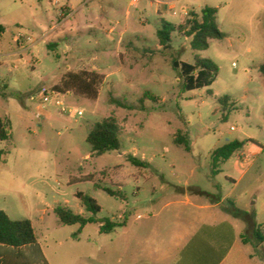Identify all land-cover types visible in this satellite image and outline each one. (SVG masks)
<instances>
[{
	"label": "rangeland",
	"instance_id": "1",
	"mask_svg": "<svg viewBox=\"0 0 264 264\" xmlns=\"http://www.w3.org/2000/svg\"><path fill=\"white\" fill-rule=\"evenodd\" d=\"M72 1L84 7L68 18V0H0V115L11 135L0 141V211L32 222L50 264H156L167 221L194 218L190 203L221 202L216 210L227 213L234 200L258 211L264 226V0ZM206 8L217 9L222 40L197 53L176 30L169 47L161 45L163 24L184 25L191 12L201 20ZM197 57L218 66L217 79L183 92L173 61L194 64ZM79 71L104 77L97 100L66 97L67 110L82 116L31 98ZM223 97L233 103L226 110ZM111 118L121 148L94 155L87 137ZM179 133L188 150L176 144ZM235 140L262 154L244 165L237 153L214 175L212 152ZM131 156L149 166L133 165ZM79 192L101 207L98 221L123 226L101 233L99 223L80 232L62 224L59 206L90 216Z\"/></svg>",
	"mask_w": 264,
	"mask_h": 264
},
{
	"label": "trees",
	"instance_id": "2",
	"mask_svg": "<svg viewBox=\"0 0 264 264\" xmlns=\"http://www.w3.org/2000/svg\"><path fill=\"white\" fill-rule=\"evenodd\" d=\"M217 9L206 8L201 12V20L195 12L190 13L186 24L172 26L163 24V29L158 32L160 43L164 48L169 47L171 34L178 30L185 33L187 38H191V48L194 52H202L209 48V41L216 39L222 40L225 34L222 33L217 24ZM5 27L0 23V36L4 34ZM173 68L179 70L182 76L183 92L200 90L211 87L217 79L219 68L212 61L207 59L196 58L194 64L173 61ZM259 70L264 77V63L260 65ZM104 77L102 74L93 71L68 72L60 82L53 86L49 92L63 93L66 96L70 92L85 96L91 100H97L99 90L103 84ZM148 98L155 100L153 96L147 94ZM120 104V103H118ZM219 104L223 109L232 105L229 97L219 99ZM10 122L0 115V141L10 139L9 131ZM121 129L115 119H108L101 123L95 124L86 142L91 146L94 155H103L111 151H118L121 148L120 140ZM176 144L183 145L188 150V142L185 136L177 135ZM246 142L235 140L215 149L211 154L212 171L214 175L221 172L222 164H225L236 153H239L245 147ZM137 167H148L149 164L141 161L134 156L128 159ZM111 196H119L118 192L110 188H101ZM77 198L82 208L90 214H76L67 207L59 206L54 212L60 222L64 225H79V232L88 224L99 223L101 233H108L116 227L123 225L116 224L112 221L100 222L95 216L101 211V207L96 200L82 192L77 193ZM225 211L232 217L252 225L255 219V211H243L238 209L234 203L225 208ZM256 227V237L259 242H264V233L261 232L264 226ZM0 264H50L44 254V251L37 241L32 222L30 220H12L4 212L0 211Z\"/></svg>",
	"mask_w": 264,
	"mask_h": 264
},
{
	"label": "crops",
	"instance_id": "3",
	"mask_svg": "<svg viewBox=\"0 0 264 264\" xmlns=\"http://www.w3.org/2000/svg\"><path fill=\"white\" fill-rule=\"evenodd\" d=\"M72 2L68 0L62 9V14L68 18L84 7ZM0 23L4 26L2 21ZM259 154H262L261 149L246 142L238 156H244L243 163L247 165L248 160ZM190 205L196 210L194 218L167 221L171 229L162 235L156 264H264V242H259L255 234V226H259L258 211L253 224L248 225L228 213H218L216 208L221 202ZM261 232L264 233V228Z\"/></svg>",
	"mask_w": 264,
	"mask_h": 264
},
{
	"label": "built area",
	"instance_id": "4",
	"mask_svg": "<svg viewBox=\"0 0 264 264\" xmlns=\"http://www.w3.org/2000/svg\"><path fill=\"white\" fill-rule=\"evenodd\" d=\"M142 0H134V3L137 4ZM174 15H176V12H174ZM185 17H189V13H184ZM22 40V37L17 38V43H19ZM27 41H31V38H27ZM26 41V42H27ZM40 97V101L43 104H47L52 102L53 100L56 103V106L60 109L61 113H76L78 116H82L83 112L82 111H76V110H67L65 106V100H66V95L63 93H55V92H49V90L43 89L42 91L39 92L38 95H33L31 98L32 99H37Z\"/></svg>",
	"mask_w": 264,
	"mask_h": 264
}]
</instances>
